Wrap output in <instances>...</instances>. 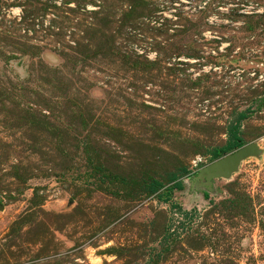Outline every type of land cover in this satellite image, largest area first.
<instances>
[{"label":"rangeland","instance_id":"obj_1","mask_svg":"<svg viewBox=\"0 0 264 264\" xmlns=\"http://www.w3.org/2000/svg\"><path fill=\"white\" fill-rule=\"evenodd\" d=\"M0 264H264V0H0Z\"/></svg>","mask_w":264,"mask_h":264},{"label":"trees","instance_id":"obj_2","mask_svg":"<svg viewBox=\"0 0 264 264\" xmlns=\"http://www.w3.org/2000/svg\"><path fill=\"white\" fill-rule=\"evenodd\" d=\"M240 117L244 118L245 114L241 113L238 118L240 119ZM242 145H244V141L238 135V125L237 124L233 125L232 129L230 130L229 139L227 140V142L223 146H221L220 148H218L212 152V158L217 159V158L221 157L222 155L241 147ZM189 173H190V171H188L187 169H183L184 175H182V176H187V175H189ZM170 178H171L172 184L169 186V190L182 189L183 188V183H182L179 176H177L176 174H172ZM162 186H163L162 182H160L158 180H152L149 184L148 191L151 193L155 192L158 189H160ZM184 215H187V212H184Z\"/></svg>","mask_w":264,"mask_h":264},{"label":"water","instance_id":"obj_3","mask_svg":"<svg viewBox=\"0 0 264 264\" xmlns=\"http://www.w3.org/2000/svg\"><path fill=\"white\" fill-rule=\"evenodd\" d=\"M254 149L255 146L253 144L242 145L241 147L217 158L214 162L208 165L205 170L217 171L223 168L222 172H215V174H227L228 170L230 172L232 165L236 164L243 156L250 154Z\"/></svg>","mask_w":264,"mask_h":264}]
</instances>
